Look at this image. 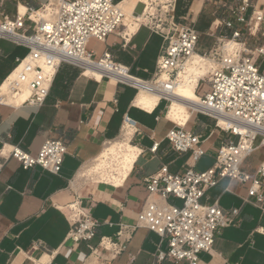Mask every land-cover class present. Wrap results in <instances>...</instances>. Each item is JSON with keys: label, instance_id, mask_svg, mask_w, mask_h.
I'll return each instance as SVG.
<instances>
[{"label": "crops", "instance_id": "crops-1", "mask_svg": "<svg viewBox=\"0 0 264 264\" xmlns=\"http://www.w3.org/2000/svg\"><path fill=\"white\" fill-rule=\"evenodd\" d=\"M46 2L5 0L0 18L25 14ZM229 2L236 3L176 0V18H185L198 33L197 53L207 52L215 35L230 33L224 26L216 28L219 19L230 18L224 6ZM30 26L26 21L27 32H31ZM95 40L100 43L99 51L88 50V42L86 45L94 52V60L109 52L131 75L140 79L153 76L163 43L158 32L140 25L131 34L117 32L104 41ZM28 50L11 39L0 38V84ZM199 87L200 82L195 87L198 97L209 91L198 94ZM138 94L135 87L105 72L96 76L88 74L83 65L62 62L42 106L0 104V146L18 145L33 157L47 139H60L66 146L58 173L37 165L24 169L11 156L0 157V264H175L168 259L155 260L157 250L167 249L158 234L144 227L121 230V225L136 222L148 193L144 178L163 165L170 173H181L189 167L204 170L213 163L219 147L235 137L217 127L214 116L177 102L163 104L160 98L146 108L138 102ZM125 116L136 122L137 131L124 130ZM178 121L184 122L181 125L185 130L200 136L205 153L196 161L190 152L173 150L166 139L176 123L180 124ZM154 143H158L157 149L151 151ZM120 147L119 153L116 149ZM108 153L133 160L118 183L95 181L81 174L85 166ZM202 159L205 163L199 167ZM242 168L252 174L257 167L243 163ZM249 185L224 178L200 199L203 204L216 202L223 211L236 208L238 213L234 223L215 234L211 250L199 254V264H264V210L243 200ZM75 199L88 206L99 221L90 244L96 245L102 236L110 237L121 242L123 250L119 254L112 256L104 250L90 254L86 242L74 244L68 238L71 224L66 206Z\"/></svg>", "mask_w": 264, "mask_h": 264}, {"label": "built area", "instance_id": "built-area-1", "mask_svg": "<svg viewBox=\"0 0 264 264\" xmlns=\"http://www.w3.org/2000/svg\"><path fill=\"white\" fill-rule=\"evenodd\" d=\"M4 1L0 0V7ZM122 1L47 0L37 9L29 8L25 14L0 18V38L11 39L29 49L1 82L0 104L42 106L59 65L71 62L84 66L80 63L82 59L104 66L105 73L130 84L137 91L158 94L160 99L170 103L168 94L183 76H196V71H187L192 58L195 55L206 57L213 67L197 80V84L205 82L209 91L199 97L204 109L196 111L214 116L217 127L235 139L225 141L213 163L204 170L189 167L181 173H170L163 165L156 173L144 178L148 193L136 222L121 225V230L126 231L147 228L166 241L167 249L157 250L154 254L157 262L168 259L175 264L182 261L199 264V254L211 250L215 234L234 223L238 213L236 208L223 211L216 202L201 203L208 188L224 178L239 184L249 182L243 200L264 210V157L254 173L242 168L254 150L264 145V70H260L258 61L264 58V44L257 42L249 47L248 43L249 37L264 38V10L256 8L251 0L226 3L224 6L230 18L219 19L216 28L224 26L230 33L215 35L213 46L199 54L196 52L198 33L185 18H176V0H136L132 14L140 15L143 20L140 25L158 32L163 39L153 76L140 79L131 75L127 67L116 63L109 52L94 60V52L86 49L90 38L104 41L110 34H127ZM137 4H142L139 14H135ZM26 21L31 24V32L26 30ZM219 117L230 124H219ZM136 127L132 118L124 117V130ZM166 139L176 152H190L193 161L205 153L200 147V136L185 130L183 125L176 123ZM157 146L158 143H154L150 150L155 151ZM65 151L66 146L60 139H47L35 157L18 145L7 148L5 144L0 146V157L11 156L24 169L37 165L58 173ZM119 155L108 153L101 158L114 167ZM113 167L102 170L105 177L114 173ZM102 181L106 178L102 177ZM169 197L180 200L181 205L168 201ZM66 208L71 224L68 238L74 244L86 242L90 254L95 255L104 250L115 256L123 250L120 241L106 236L100 237L96 245L90 244L96 236L99 221L78 199Z\"/></svg>", "mask_w": 264, "mask_h": 264}, {"label": "bare ground", "instance_id": "bare-ground-1", "mask_svg": "<svg viewBox=\"0 0 264 264\" xmlns=\"http://www.w3.org/2000/svg\"><path fill=\"white\" fill-rule=\"evenodd\" d=\"M136 4V0H123L121 2V5L126 13V20L125 23L127 25L126 33L131 34L134 32L140 23L143 21L142 17L140 15H133L132 10L133 7ZM127 18H131L130 21L127 20ZM230 45H228L229 47ZM82 64L87 68L88 74L91 73L96 76H100L105 72L104 69H106L104 66H98L94 63H90L87 60H81ZM213 67L212 62L206 59V57L203 56H197L195 55L191 62L188 64V72L196 71V76L194 78H190L188 75L183 76V80L175 85L171 92H169L168 97L171 102H177L181 103L183 105H186L188 107L193 108V110H203V106L201 103L200 98L195 93V87L197 84V80L203 76H205L210 68ZM159 95L155 93H146L144 91H140L137 100L138 102H141L143 106L146 108H149L152 102L158 101ZM169 103V105L171 104ZM19 103V101H17ZM180 125L184 122L178 121ZM219 124H227L229 125L230 122H226V120L223 117H219ZM111 147L109 146L106 151H108ZM119 160L116 163L115 171L112 174H109V177L107 180L109 182L118 183L128 172L132 165V159H128L127 156L122 155L119 156ZM89 164L83 168V171L81 174L83 175H90L93 172H97L99 170H102L103 168L110 167L109 164H105V160H97L96 163Z\"/></svg>", "mask_w": 264, "mask_h": 264}, {"label": "rangeland", "instance_id": "rangeland-1", "mask_svg": "<svg viewBox=\"0 0 264 264\" xmlns=\"http://www.w3.org/2000/svg\"><path fill=\"white\" fill-rule=\"evenodd\" d=\"M251 1H252V4L257 5V7H259L260 9H263L264 10V0H251ZM141 9H142V4H137L136 7H135V14H139L141 12ZM127 20L130 21L131 18H127ZM257 42L264 44V38H262L260 36H254V37H249L248 38V43L250 45L249 47H252L253 44L254 43H257ZM87 49L88 50H90V49H97V51H99L101 49V46H100V43L98 41H96L95 39H91L88 42ZM249 50H250V48H249ZM258 61L260 62V64H259L260 70H264V58H260ZM207 90H208V85L205 82H200V87L198 89V94H202V92L207 91ZM166 102L167 101L163 100V104H166ZM258 140H259V138L255 142V145H257ZM116 151L117 152H119V151L121 152L122 151V148L120 147V148L116 149ZM263 157H264V145H261L257 149L254 150V152L252 153V155L248 159H246V161L244 162V164L246 165L248 163V165L251 168H256L260 164V162L262 161ZM99 160H102V158H100ZM205 160L206 159H202L199 162V164H198L199 167H201L202 165H204ZM116 163H115V166L114 167L111 166V168L113 167V170L114 171H115ZM105 164H109V163H106V161H105ZM93 165H94V163L91 166H93ZM104 169L105 168H103L102 170H104ZM102 170H99L97 172L91 173L89 175V177H91L92 180H95V181L102 180V177H104V178L107 179L109 177V174H107L108 176L105 177L104 174L102 173ZM95 173H98V174H95ZM93 174H95V175H93ZM169 201L170 202H173V203H175L177 205H181V201L180 200H176L175 199L173 201L172 200H169ZM32 264H39V261L33 262Z\"/></svg>", "mask_w": 264, "mask_h": 264}]
</instances>
